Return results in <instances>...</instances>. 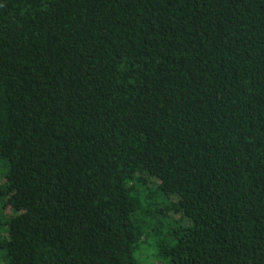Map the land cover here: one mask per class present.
<instances>
[{"label":"trees","instance_id":"obj_1","mask_svg":"<svg viewBox=\"0 0 264 264\" xmlns=\"http://www.w3.org/2000/svg\"><path fill=\"white\" fill-rule=\"evenodd\" d=\"M264 264V0H0V264Z\"/></svg>","mask_w":264,"mask_h":264},{"label":"rangeland","instance_id":"obj_2","mask_svg":"<svg viewBox=\"0 0 264 264\" xmlns=\"http://www.w3.org/2000/svg\"><path fill=\"white\" fill-rule=\"evenodd\" d=\"M138 255L142 260V264H159L155 257L154 249L150 245L143 244Z\"/></svg>","mask_w":264,"mask_h":264}]
</instances>
